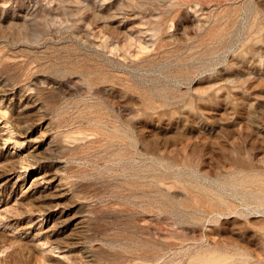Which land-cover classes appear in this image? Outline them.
<instances>
[{
    "label": "rangeland",
    "instance_id": "374dc122",
    "mask_svg": "<svg viewBox=\"0 0 264 264\" xmlns=\"http://www.w3.org/2000/svg\"><path fill=\"white\" fill-rule=\"evenodd\" d=\"M0 264H264V0H0Z\"/></svg>",
    "mask_w": 264,
    "mask_h": 264
}]
</instances>
